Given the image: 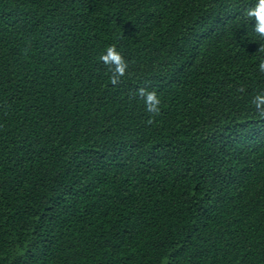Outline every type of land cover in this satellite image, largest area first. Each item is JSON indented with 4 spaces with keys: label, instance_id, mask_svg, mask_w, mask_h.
Listing matches in <instances>:
<instances>
[{
    "label": "trees",
    "instance_id": "obj_1",
    "mask_svg": "<svg viewBox=\"0 0 264 264\" xmlns=\"http://www.w3.org/2000/svg\"><path fill=\"white\" fill-rule=\"evenodd\" d=\"M256 3L0 0V264H264Z\"/></svg>",
    "mask_w": 264,
    "mask_h": 264
},
{
    "label": "clouds",
    "instance_id": "obj_2",
    "mask_svg": "<svg viewBox=\"0 0 264 264\" xmlns=\"http://www.w3.org/2000/svg\"><path fill=\"white\" fill-rule=\"evenodd\" d=\"M245 15L254 18L253 30L260 39H264V0H257V3L248 9ZM258 51H264V45H261ZM99 60L107 67L111 84L114 86L119 84L129 67L123 55L117 51L114 45H111L106 48L104 54L99 56ZM258 68L261 72H264V60L260 61ZM239 91H243V89H239ZM137 94L144 100L146 112L153 116L159 115L161 101L155 90L148 91L146 88L141 87L137 90ZM252 103L258 111V115L264 118V93L254 96ZM153 122L151 118L147 121L148 124Z\"/></svg>",
    "mask_w": 264,
    "mask_h": 264
}]
</instances>
